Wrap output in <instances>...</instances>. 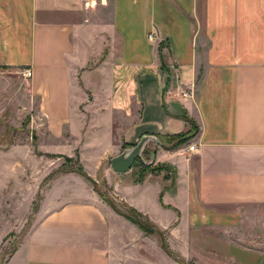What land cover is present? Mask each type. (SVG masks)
<instances>
[{"label": "crops", "instance_id": "obj_1", "mask_svg": "<svg viewBox=\"0 0 264 264\" xmlns=\"http://www.w3.org/2000/svg\"><path fill=\"white\" fill-rule=\"evenodd\" d=\"M190 132L145 145L159 173L110 168L143 135ZM52 156L158 233L82 177L54 184ZM10 208L35 222L5 264H261L264 0H0V228L21 225Z\"/></svg>", "mask_w": 264, "mask_h": 264}, {"label": "rangeland", "instance_id": "obj_2", "mask_svg": "<svg viewBox=\"0 0 264 264\" xmlns=\"http://www.w3.org/2000/svg\"><path fill=\"white\" fill-rule=\"evenodd\" d=\"M149 37V36H148ZM13 97L18 98L20 95L16 94ZM145 159H147L146 155ZM52 162H53V171L51 173V177H53L54 184L58 183L60 180H62L60 177L64 174H74L73 176H78L84 178V180L88 183V186H90L93 191L96 193V195L107 205H109L112 208H115V210L120 214H128V215H135L131 212V208L128 207L122 199H120L115 193H114V187L113 184H108L106 180L102 178H98L97 180L92 179L90 176L88 177L87 172L84 170L83 166L79 163L77 157H67V156H52ZM142 161L136 160L133 164L134 168V175L136 179H140L144 177L147 173H159L162 171L160 168H155L154 166L149 167H142ZM131 167V168H132ZM154 168V169H150ZM166 172L164 174V177H168V169H165ZM72 176V177H73ZM48 179V178H47ZM62 183H65L69 186L68 193L70 195V192H72L76 187H79V184L75 179H68ZM44 183L40 184V187H43ZM73 188V189H72ZM65 190V189H64ZM39 201V196L37 197V200L35 204H37ZM13 202L6 201L4 204V207L6 210L8 206H12ZM127 206V207H126ZM33 209H35V205H33ZM34 210L30 212V214L26 213L25 216L20 220V218H13L11 214H13L12 208L6 211V215H9V217H12L10 222H19L21 225L18 226H5L0 228L1 230L7 232L5 237L0 242V264H5L10 253L14 249V247L18 244V242L21 240V238L24 236V234L28 231V229L33 225L35 222L34 217ZM143 217V216H141ZM140 217V218H141ZM260 249L264 250V241L260 242ZM183 263V261H181ZM187 264H193V263H187ZM261 264H264V260H261Z\"/></svg>", "mask_w": 264, "mask_h": 264}, {"label": "water", "instance_id": "obj_3", "mask_svg": "<svg viewBox=\"0 0 264 264\" xmlns=\"http://www.w3.org/2000/svg\"><path fill=\"white\" fill-rule=\"evenodd\" d=\"M148 142H154L164 147L169 146V144L166 143V140L162 137L143 135L135 145L125 148L121 153L110 159L111 170L117 174L125 173L131 169L134 162L138 159L144 164L152 163L154 154L151 153V159L147 162L143 153L145 145Z\"/></svg>", "mask_w": 264, "mask_h": 264}, {"label": "trees", "instance_id": "obj_4", "mask_svg": "<svg viewBox=\"0 0 264 264\" xmlns=\"http://www.w3.org/2000/svg\"><path fill=\"white\" fill-rule=\"evenodd\" d=\"M193 135H194L193 132H190V133H186V134L179 135V136H177V138H175L173 140L166 139V143L169 144V146H167L166 148L177 147V146L185 143L186 141H188V139L191 138ZM143 153H144V155H146L145 149H144ZM142 164H143L142 165L143 168L150 166V165L149 166L148 165H145L143 162H142ZM130 210L135 215L133 216V215H128V214L126 215V214H124V216L126 218H128L134 224L138 225L146 233H158V231H156L152 227V225L145 218L141 217V214H139L138 212H136L133 209H130Z\"/></svg>", "mask_w": 264, "mask_h": 264}, {"label": "built area", "instance_id": "obj_5", "mask_svg": "<svg viewBox=\"0 0 264 264\" xmlns=\"http://www.w3.org/2000/svg\"><path fill=\"white\" fill-rule=\"evenodd\" d=\"M150 37H151V35L149 34V38ZM16 74H18L21 78L28 79L31 77L32 71L30 68L22 67V68H18L16 70ZM188 150H190V151L194 150V145H189Z\"/></svg>", "mask_w": 264, "mask_h": 264}]
</instances>
